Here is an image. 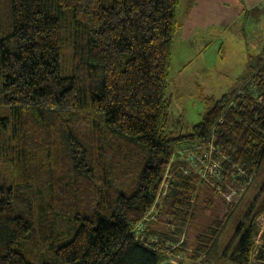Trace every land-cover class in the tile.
<instances>
[{"label":"trees","instance_id":"1","mask_svg":"<svg viewBox=\"0 0 264 264\" xmlns=\"http://www.w3.org/2000/svg\"><path fill=\"white\" fill-rule=\"evenodd\" d=\"M179 1L0 0V264L208 255L225 219L210 215L193 241L189 230L224 178L246 184L264 163V61L235 106L231 91L188 131L167 127ZM201 147L221 163L217 187L188 161ZM263 187L220 246L230 264H264ZM165 211L168 225L153 228ZM140 221L160 251L135 239Z\"/></svg>","mask_w":264,"mask_h":264},{"label":"rangeland","instance_id":"2","mask_svg":"<svg viewBox=\"0 0 264 264\" xmlns=\"http://www.w3.org/2000/svg\"><path fill=\"white\" fill-rule=\"evenodd\" d=\"M197 6L195 0H180L176 8L179 29L173 37L172 63L166 91V95L171 99L167 127L175 129L176 132L178 130L186 132L199 123L209 107L221 96L231 91L239 92L244 81H252L250 77L257 73L264 61V19L259 24L250 23L249 26L244 27L214 29L206 35L197 32L191 40L185 36L184 27L189 20H194ZM68 52H70L69 48L64 51L66 57L69 56ZM189 150V152L192 151ZM204 152L206 150L203 147L196 151L198 156H202ZM201 166L203 164L199 165ZM216 180H209V182L217 187ZM248 180V183L240 185L239 181L224 178L225 187L218 191L215 188L213 209L205 208V217L198 222V225L192 226L193 229L189 230L188 237L192 241L195 240V234L205 229L206 224L203 221H208L210 215L214 213L225 219L224 227L217 235V240L208 255L194 260L192 264H230L221 259L219 254L227 240L234 234L237 222L241 220L242 213L247 209L250 201L256 196L259 197L258 199L263 196L259 189L264 184V163L253 171ZM32 189L39 195L36 186ZM168 214L167 211L159 214L158 223L152 227L163 229L165 225H168L171 220ZM70 223L63 222V228L71 230ZM256 225L258 230L255 235V248L264 242V212L256 219ZM166 251V257L179 264L175 251ZM255 260L257 258L253 257L251 262Z\"/></svg>","mask_w":264,"mask_h":264},{"label":"crops","instance_id":"3","mask_svg":"<svg viewBox=\"0 0 264 264\" xmlns=\"http://www.w3.org/2000/svg\"><path fill=\"white\" fill-rule=\"evenodd\" d=\"M195 1L198 6L194 13V20H189L184 27L185 36L191 40L197 32L206 35L207 32L211 33L214 29L244 27L249 26L250 23L259 24L264 19V0ZM187 43L189 44V42Z\"/></svg>","mask_w":264,"mask_h":264},{"label":"built area","instance_id":"4","mask_svg":"<svg viewBox=\"0 0 264 264\" xmlns=\"http://www.w3.org/2000/svg\"><path fill=\"white\" fill-rule=\"evenodd\" d=\"M248 82L249 81H247L245 83H248ZM245 83L242 84V86H241L242 89H240L239 92H236L235 95L231 98L230 104H233L235 106V104H236L235 99L237 97H241V95L243 93V88H245L244 87ZM211 148L212 147H210L209 149L211 150ZM190 157H194L196 162L191 161ZM190 157L188 158V161L191 162V165L198 172H200L202 174L203 178L209 179L212 177H216L218 181H221V179H220L221 177L219 175V173L221 172V168H222L221 163L218 160L212 159V155L210 154V151H209V153H205L202 156H197L194 153H192ZM204 158H206V159H204ZM198 162L200 164H203V166H201V168L199 167L200 164L198 165ZM167 176H168V173L166 174V177ZM232 194H233V192H232ZM145 219L146 220H153L154 218L145 216ZM132 230H133L135 239L136 240L138 239V240L144 242V240L146 238H145V235H143V232H145L147 230V222H144V221L138 222L137 225L132 228ZM147 241L148 242H144L147 247L152 246V248L155 249L156 251H160L158 246H153V244L151 243V241H158L154 236H148ZM176 257L179 258L180 256H176ZM173 261H175V260H173Z\"/></svg>","mask_w":264,"mask_h":264},{"label":"water","instance_id":"5","mask_svg":"<svg viewBox=\"0 0 264 264\" xmlns=\"http://www.w3.org/2000/svg\"><path fill=\"white\" fill-rule=\"evenodd\" d=\"M161 264H178V263L174 262L173 260L172 261L171 260H165Z\"/></svg>","mask_w":264,"mask_h":264},{"label":"bare ground","instance_id":"6","mask_svg":"<svg viewBox=\"0 0 264 264\" xmlns=\"http://www.w3.org/2000/svg\"><path fill=\"white\" fill-rule=\"evenodd\" d=\"M170 167V166H169ZM180 168V167H179ZM180 170H181V168H180ZM183 171V170H182ZM196 173V172H195ZM263 186V185H262ZM256 187H257V185H256ZM256 189V188H255ZM262 189H264V187L262 188ZM257 191V190H256Z\"/></svg>","mask_w":264,"mask_h":264}]
</instances>
